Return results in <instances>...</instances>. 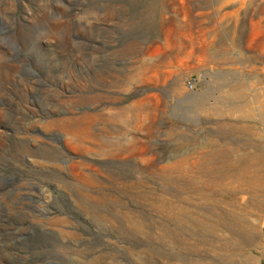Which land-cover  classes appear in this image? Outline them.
Instances as JSON below:
<instances>
[{
	"label": "rangeland",
	"instance_id": "1",
	"mask_svg": "<svg viewBox=\"0 0 264 264\" xmlns=\"http://www.w3.org/2000/svg\"><path fill=\"white\" fill-rule=\"evenodd\" d=\"M0 264H264V0H0Z\"/></svg>",
	"mask_w": 264,
	"mask_h": 264
},
{
	"label": "built area",
	"instance_id": "2",
	"mask_svg": "<svg viewBox=\"0 0 264 264\" xmlns=\"http://www.w3.org/2000/svg\"><path fill=\"white\" fill-rule=\"evenodd\" d=\"M194 85H195V80H194V78H190V79L187 80V86H188L189 88H193Z\"/></svg>",
	"mask_w": 264,
	"mask_h": 264
}]
</instances>
